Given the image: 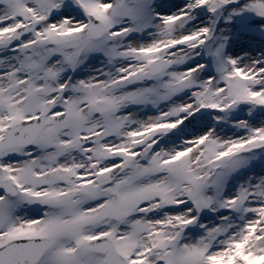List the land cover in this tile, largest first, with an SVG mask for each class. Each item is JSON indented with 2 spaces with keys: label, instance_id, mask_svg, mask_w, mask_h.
<instances>
[{
  "label": "snow or ice",
  "instance_id": "6c2138e0",
  "mask_svg": "<svg viewBox=\"0 0 264 264\" xmlns=\"http://www.w3.org/2000/svg\"><path fill=\"white\" fill-rule=\"evenodd\" d=\"M0 264H264V0H0Z\"/></svg>",
  "mask_w": 264,
  "mask_h": 264
}]
</instances>
